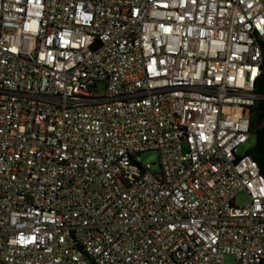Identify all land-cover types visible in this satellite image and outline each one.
<instances>
[{
  "label": "built area",
  "instance_id": "1",
  "mask_svg": "<svg viewBox=\"0 0 264 264\" xmlns=\"http://www.w3.org/2000/svg\"><path fill=\"white\" fill-rule=\"evenodd\" d=\"M263 74L264 0H0V264H264Z\"/></svg>",
  "mask_w": 264,
  "mask_h": 264
},
{
  "label": "trees",
  "instance_id": "2",
  "mask_svg": "<svg viewBox=\"0 0 264 264\" xmlns=\"http://www.w3.org/2000/svg\"><path fill=\"white\" fill-rule=\"evenodd\" d=\"M257 93L264 96V74L257 84ZM253 119H251V132L255 138L254 146L249 150V155L256 161L259 171L264 177V99L257 101L251 110ZM257 123L256 128L254 124Z\"/></svg>",
  "mask_w": 264,
  "mask_h": 264
},
{
  "label": "rangeland",
  "instance_id": "3",
  "mask_svg": "<svg viewBox=\"0 0 264 264\" xmlns=\"http://www.w3.org/2000/svg\"><path fill=\"white\" fill-rule=\"evenodd\" d=\"M252 119H253V115H252ZM253 124H254V128H256L257 123H253ZM254 144H255V138L254 135H252L250 140L238 149V154L242 155L245 151L250 150L254 146ZM140 159L144 163L152 164L153 170H157L158 157L156 153L154 152L143 153L140 155ZM245 203H246V198L244 197V195L240 194L236 197L235 199L236 205L243 206ZM226 262L230 263L231 259H226Z\"/></svg>",
  "mask_w": 264,
  "mask_h": 264
}]
</instances>
